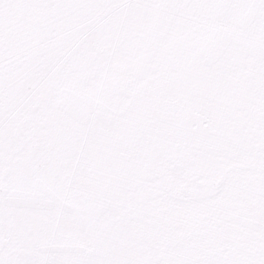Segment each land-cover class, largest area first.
Here are the masks:
<instances>
[{
	"label": "snow or ice",
	"instance_id": "6c2138e0",
	"mask_svg": "<svg viewBox=\"0 0 264 264\" xmlns=\"http://www.w3.org/2000/svg\"><path fill=\"white\" fill-rule=\"evenodd\" d=\"M0 264H264V0H0Z\"/></svg>",
	"mask_w": 264,
	"mask_h": 264
}]
</instances>
